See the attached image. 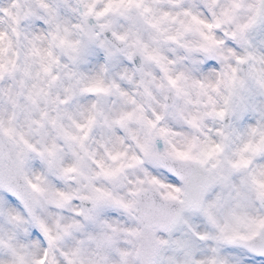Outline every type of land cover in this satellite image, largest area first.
I'll list each match as a JSON object with an SVG mask.
<instances>
[{
	"label": "clouds",
	"instance_id": "clouds-1",
	"mask_svg": "<svg viewBox=\"0 0 264 264\" xmlns=\"http://www.w3.org/2000/svg\"><path fill=\"white\" fill-rule=\"evenodd\" d=\"M42 3L54 7L53 24L25 17L29 9L47 15ZM85 4L91 5L90 12ZM227 4L228 0L214 4L212 0H0V119L5 126L11 121L15 129L12 146L23 153L26 174L38 189L34 195L43 201L53 228L57 217L64 222L76 218L74 210L84 205L77 197L91 194L93 188L125 191L126 180L139 172L132 157L143 155L138 143L146 135L159 138L161 148L166 139L174 154L198 157L209 168L224 167L234 158L247 122L234 115L227 121L213 115L224 107L229 82L219 83L212 67L205 70L209 60L216 65L220 61L202 50L214 46L205 37L227 43L225 33L233 25L222 17L220 27L209 28L193 19L214 23L212 11L219 16ZM92 36L107 40L111 62ZM253 39L264 43V26ZM97 52L103 53V61L94 63ZM256 102H264V96L256 97ZM4 141L8 143V137ZM218 143L224 145L223 152L213 147ZM50 201H61V206ZM227 211L217 210L221 222ZM195 223L202 226L199 219Z\"/></svg>",
	"mask_w": 264,
	"mask_h": 264
},
{
	"label": "snow or ice",
	"instance_id": "snow-or-ice-1",
	"mask_svg": "<svg viewBox=\"0 0 264 264\" xmlns=\"http://www.w3.org/2000/svg\"><path fill=\"white\" fill-rule=\"evenodd\" d=\"M85 7L91 11L90 4ZM40 8L47 15L29 9L25 17L56 22L53 6L42 3ZM212 17L211 24L193 19L209 28L220 27L222 17L233 25L225 33L227 43L205 37L214 46L202 49L220 61L212 67L219 83L229 82L224 107L213 115L225 121L234 115L241 122L250 113L258 117L245 124L234 158L224 167L209 168L203 159L174 154L166 139L161 148L159 138L146 135L138 143L143 155L132 157L139 172L126 180V190L93 188L91 194L77 197L84 205L74 210L76 218L64 222L57 217L53 228L43 201L34 195L38 189L26 174L24 155L12 146L15 129L11 121L5 126L0 119V264H264V163H259L264 160V102H256L264 96V43L253 39L264 26V0H228L220 15L213 10ZM12 19L20 23L18 17ZM91 39L99 42L104 59L111 62L107 40ZM88 53L85 48L83 55ZM213 147L225 150L223 144ZM8 194L18 203L9 201ZM57 194L68 198L65 192ZM50 203L61 206V201ZM221 208L228 209L223 222L217 212ZM33 231L39 234L35 239Z\"/></svg>",
	"mask_w": 264,
	"mask_h": 264
},
{
	"label": "rangeland",
	"instance_id": "rangeland-1",
	"mask_svg": "<svg viewBox=\"0 0 264 264\" xmlns=\"http://www.w3.org/2000/svg\"><path fill=\"white\" fill-rule=\"evenodd\" d=\"M40 23V22H38ZM93 59V62H102L103 61V53L102 52H97L96 56L92 58ZM214 66H217L216 65V62L213 61V60H209L205 65H204V68L205 70H207L208 68L210 67H214ZM252 117V114L250 113L248 116L245 117V122H252L253 119L251 118ZM7 199L9 201H11L13 204H16L17 202L15 201V199L9 195H7ZM112 215H115V213H112ZM39 234L35 231H33V236H38Z\"/></svg>",
	"mask_w": 264,
	"mask_h": 264
}]
</instances>
